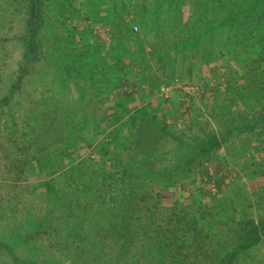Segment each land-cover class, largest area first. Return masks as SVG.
I'll use <instances>...</instances> for the list:
<instances>
[{"label":"rangeland","instance_id":"1","mask_svg":"<svg viewBox=\"0 0 264 264\" xmlns=\"http://www.w3.org/2000/svg\"><path fill=\"white\" fill-rule=\"evenodd\" d=\"M37 1L0 0V264H193L195 219L256 223L264 0H41L26 24Z\"/></svg>","mask_w":264,"mask_h":264},{"label":"trees","instance_id":"2","mask_svg":"<svg viewBox=\"0 0 264 264\" xmlns=\"http://www.w3.org/2000/svg\"><path fill=\"white\" fill-rule=\"evenodd\" d=\"M41 0L37 1V5L35 6L36 10L38 11V16H33L35 18L33 21H30L26 19L25 23L28 24V22H31L33 26L36 24H40V6ZM42 4V3H41ZM193 10V9H192ZM250 9H247L246 11H249ZM198 13V9L196 8L194 10V13L191 14L190 19L196 20V23L199 21L202 15H197V17H194L193 15ZM195 15V16H196ZM32 25L29 27H25V29H28L27 32V37L29 38L30 36V41L32 43L34 35L29 34L30 28ZM36 43L39 44L40 40H36ZM229 87L228 89L233 90L236 87L233 85V83L229 82ZM236 92L238 94H241L242 90L236 88ZM261 109L262 111L259 112L258 116L255 118V121H257V124H261L262 129H264V105L261 104ZM255 125V123H252ZM256 126V125H255ZM221 137L217 134H212L208 138V144L203 145L202 148H207L206 146L213 145L215 143L219 142V139ZM261 204L257 205V208ZM264 207L258 208L257 211V216L258 220L255 222H247L244 221L242 223L235 222L233 218L229 221H224V227L218 228V231L213 232V237H211L210 234H208L207 229L205 230V234L202 235L201 233V228H198L196 225L199 224L198 221L195 219L192 221L193 225V230L194 233L198 236V239L196 243L199 245L198 246V251H200L197 255L202 256L203 258H195L196 260H193V264H252L254 262V259L249 260L250 258H246V256H250L253 252L256 250H259V247L264 241V214L263 210ZM150 215L153 216V211L149 210ZM126 218V216H125ZM124 218V219H125ZM212 239H210V237ZM207 238L208 241V246H211L210 251L209 249L205 248L206 246L204 245L205 239ZM164 241V246L166 249H168L172 242L168 240L167 237L163 238ZM261 241V242H260ZM166 242V243H165ZM159 250V256L160 258L163 257V248L158 247ZM142 250V249H141ZM162 264V263H160ZM259 264H264V257L262 261Z\"/></svg>","mask_w":264,"mask_h":264}]
</instances>
